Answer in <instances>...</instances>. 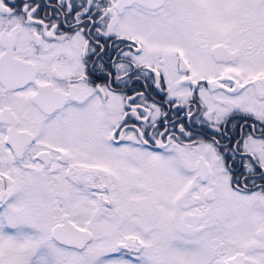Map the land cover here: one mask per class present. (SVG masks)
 <instances>
[{
  "label": "snow or ice",
  "instance_id": "6c2138e0",
  "mask_svg": "<svg viewBox=\"0 0 264 264\" xmlns=\"http://www.w3.org/2000/svg\"><path fill=\"white\" fill-rule=\"evenodd\" d=\"M0 264H264V0H0Z\"/></svg>",
  "mask_w": 264,
  "mask_h": 264
}]
</instances>
